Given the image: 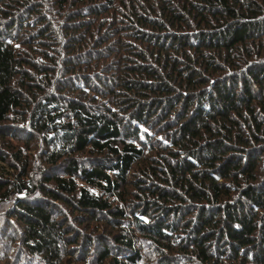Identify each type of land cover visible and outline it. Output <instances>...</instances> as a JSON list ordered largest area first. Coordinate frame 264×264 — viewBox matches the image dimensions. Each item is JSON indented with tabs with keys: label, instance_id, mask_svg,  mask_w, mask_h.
<instances>
[{
	"label": "trees",
	"instance_id": "obj_1",
	"mask_svg": "<svg viewBox=\"0 0 264 264\" xmlns=\"http://www.w3.org/2000/svg\"><path fill=\"white\" fill-rule=\"evenodd\" d=\"M10 228L35 264H264V0H0Z\"/></svg>",
	"mask_w": 264,
	"mask_h": 264
},
{
	"label": "rangeland",
	"instance_id": "obj_2",
	"mask_svg": "<svg viewBox=\"0 0 264 264\" xmlns=\"http://www.w3.org/2000/svg\"><path fill=\"white\" fill-rule=\"evenodd\" d=\"M102 29H100V33L101 34L103 32V35L106 33V31H102ZM14 223V220H12V223H10L11 225ZM3 225V223H2ZM14 232V230L12 228H10L8 231H1V235H0V264H35V259L28 257V255H26L23 251H21L20 246H18V248H16V246H13L9 252H6V249L9 248L10 244L8 242L9 237L11 236V234ZM104 235V234H103ZM139 243H141L140 240H138V246ZM150 253V252H149ZM146 261L148 263H150L153 259H154V255H152L151 253L146 256ZM143 264H145L143 262Z\"/></svg>",
	"mask_w": 264,
	"mask_h": 264
}]
</instances>
